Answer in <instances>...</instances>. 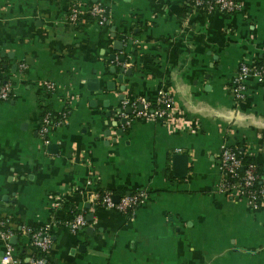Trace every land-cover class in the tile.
Segmentation results:
<instances>
[{
	"label": "crops",
	"instance_id": "crops-1",
	"mask_svg": "<svg viewBox=\"0 0 264 264\" xmlns=\"http://www.w3.org/2000/svg\"><path fill=\"white\" fill-rule=\"evenodd\" d=\"M239 2L207 14L186 0H0V83L11 86L0 101V220L20 264L38 255L23 227L49 231L43 264H264V201L217 188L224 147L251 158L264 187V82L248 76L241 101L229 87L241 63L264 57V0ZM75 3L105 6L107 22L68 24ZM160 90L176 107L169 119L122 106L154 105ZM45 111L60 124L43 140ZM177 154L187 156L179 177ZM136 190L147 198L128 216L89 202ZM79 212L86 225L73 234Z\"/></svg>",
	"mask_w": 264,
	"mask_h": 264
},
{
	"label": "built area",
	"instance_id": "built-area-1",
	"mask_svg": "<svg viewBox=\"0 0 264 264\" xmlns=\"http://www.w3.org/2000/svg\"><path fill=\"white\" fill-rule=\"evenodd\" d=\"M186 3L193 9H199L207 14L215 12L229 14L241 9L239 0H186ZM108 14L107 8L100 4H92L88 6H81L79 4H72L69 7L66 21L68 24H78L86 20H93L97 25H104L107 22ZM248 76H252L259 82H264V57L257 65H247L241 63L236 75L230 81L229 87L233 93V97L241 101L245 97V81ZM45 89L52 91L53 84L45 83ZM11 86L8 82L0 83V101H6L10 98ZM129 107L135 117L153 119V118H171L175 112L176 107L170 92L160 90L156 96L154 105L144 97L138 96L131 100L122 102V106ZM66 111L62 113L65 118ZM125 115V114H123ZM51 112L45 111L41 119V125L38 130L39 135L45 140L49 130L58 124L60 119L55 118ZM128 116L125 115V118ZM264 140V133L260 135ZM243 155L232 150L231 147H224L220 154V171L221 179L218 184V189L227 193H236L243 197L250 207L258 208L264 201V187H254V184L259 180V175L256 171V165L252 162L243 163ZM243 168L242 175H239L238 169ZM226 176L238 177V180L227 181ZM54 197V195H53ZM60 198V197H59ZM147 198V194L143 190H136L129 193L121 194L118 200H114V194L111 191L95 192L90 197V204L95 207H102L104 209H113L119 213L128 216L131 215L135 207L140 205ZM86 225L83 212H79L66 223L69 230L74 234L79 229ZM23 230L29 236L32 246L38 252V255H32L28 258V264H43L45 261V254L49 251L51 246V239L49 231L45 228ZM15 231L13 228L7 226L6 222L0 220V239L3 241V253L0 261L2 264H20V259L15 255L14 247L10 243V239Z\"/></svg>",
	"mask_w": 264,
	"mask_h": 264
},
{
	"label": "water",
	"instance_id": "water-1",
	"mask_svg": "<svg viewBox=\"0 0 264 264\" xmlns=\"http://www.w3.org/2000/svg\"><path fill=\"white\" fill-rule=\"evenodd\" d=\"M121 45H118L116 46V49H120ZM123 56H120V59H122ZM94 84L96 85V81H93ZM128 112H129V109H128ZM122 123H124V120L122 119ZM173 161H174V172L173 174L177 177L179 176H183L186 174L187 172V156L185 154H177V155H174L173 157ZM127 194V193H126ZM114 200L117 201L118 200V196H114ZM91 219V216L88 215V217L86 216V219ZM16 241V238L13 237L10 239V242L11 243H14Z\"/></svg>",
	"mask_w": 264,
	"mask_h": 264
},
{
	"label": "trees",
	"instance_id": "trees-1",
	"mask_svg": "<svg viewBox=\"0 0 264 264\" xmlns=\"http://www.w3.org/2000/svg\"><path fill=\"white\" fill-rule=\"evenodd\" d=\"M231 148H232V150L236 151L237 153H241V151L238 148H236V147H231ZM242 161H243V163L252 162V163H254L256 165V163L251 158H248V157H245V156L242 157ZM256 171L258 173V167H257V165H256ZM238 173H239V175H242L243 168H239L238 169ZM258 175H259V173H258ZM226 179H227V181H234V180H238L239 179V176L238 177H235V178L234 177L226 176ZM261 186L262 185L260 184L259 180L254 184V187L255 188L256 187H261Z\"/></svg>",
	"mask_w": 264,
	"mask_h": 264
}]
</instances>
